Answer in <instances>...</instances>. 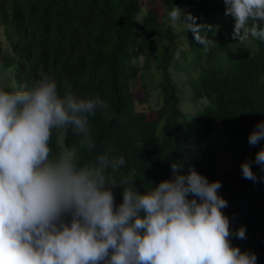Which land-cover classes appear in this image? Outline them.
<instances>
[{
  "label": "trees",
  "instance_id": "1",
  "mask_svg": "<svg viewBox=\"0 0 264 264\" xmlns=\"http://www.w3.org/2000/svg\"><path fill=\"white\" fill-rule=\"evenodd\" d=\"M175 6H190L197 23L211 27L205 35L214 42L207 52L190 31L184 30L183 43L176 41L165 17ZM233 24V18L225 16L223 0H0V37L12 54L3 56L0 47V63H14L12 75L20 87L43 72L53 77L61 95L70 91L79 98L99 96L108 104L111 118L100 111L88 117L95 143L91 152L80 147L81 137L70 127L53 129L50 158L70 149L82 166L105 153L110 159L122 156V167L106 169L108 181L132 176L140 191L168 179L176 158L183 173L193 168L209 181L221 182L218 193L228 202L222 212L230 231L246 228L245 240L230 236V243L242 252H254L256 264H264V180L255 163L258 182L243 179L240 171L241 162L254 161L264 147V141L248 143L250 131L264 121V40L250 36L238 44L231 35ZM138 56L150 58L160 73L158 105L150 108L151 118L133 105L130 84L138 83L139 67L133 63ZM178 71L192 79L193 103L206 100L194 115V131L179 122L182 112L173 79ZM142 86L143 101L137 102L147 99ZM0 90L10 91L3 85ZM215 122L227 129L222 149L230 170L218 171L205 145ZM158 123L161 136L154 144ZM112 191L119 205L123 188L118 184Z\"/></svg>",
  "mask_w": 264,
  "mask_h": 264
},
{
  "label": "clouds",
  "instance_id": "2",
  "mask_svg": "<svg viewBox=\"0 0 264 264\" xmlns=\"http://www.w3.org/2000/svg\"><path fill=\"white\" fill-rule=\"evenodd\" d=\"M223 3L238 44L250 36L264 40V0ZM167 15L208 51L209 25L178 6ZM108 107L99 96L59 94L43 72L18 90H0V264H256L254 252L230 243V236L245 240L246 228L230 231L219 180L193 168L183 173L172 161L170 179L140 191L132 176L108 181L106 169L122 167V156L105 153L82 166L71 151L50 158L53 129L70 127L91 152L88 117L100 111L111 118ZM261 141L264 121L248 134L250 146ZM253 163L264 180V147L240 164L242 178L256 183ZM118 184L122 202L116 205Z\"/></svg>",
  "mask_w": 264,
  "mask_h": 264
},
{
  "label": "rangeland",
  "instance_id": "3",
  "mask_svg": "<svg viewBox=\"0 0 264 264\" xmlns=\"http://www.w3.org/2000/svg\"><path fill=\"white\" fill-rule=\"evenodd\" d=\"M141 3L144 5L143 1H141ZM188 7L190 6H184L180 8L192 13V10H190V8ZM167 13H165L166 14L165 17L168 23L171 24V21L169 20ZM173 28L176 31V39H177L176 41H178L179 44L183 43L185 40L183 26L177 25V26H173ZM0 47H1V54L3 56L10 57L12 55L4 37L2 38L0 37ZM133 63L139 67L137 72L138 73L137 85L135 86L134 82L130 84L132 94L135 100L133 105L136 110L144 111L146 116L148 118H151L154 115V112L151 111L150 108H154L158 105V100L156 98L157 90L155 89V86L157 80L160 78V73L157 70H155L150 58L145 60L144 57L138 56L136 60H133ZM1 64L2 62L0 63V65ZM13 70H14V63L9 64L8 66H4V67L2 66L0 68V85L9 88V90H18L20 89V86L17 85L15 80L13 79V75H12ZM173 79L177 87L179 106L182 112V116L179 119L181 127L188 131H194V125H195L194 115L195 113L200 111L201 107L204 105V103H206V100L205 98H200L197 100L198 101L197 103H193L194 101L190 99V95H191L190 82L192 81V79L188 76L187 72L178 71L174 73ZM142 82L147 92V97H146L147 99L144 102H137V101H143L141 99V95L143 94ZM160 126H161L160 123H158L156 126L155 136L153 140L154 144L159 143L161 136ZM226 135H227V129L215 122L213 124L212 132L207 135L205 141V145L212 151L215 157V167L218 171L230 170L232 168L231 162L225 156L224 151L222 149V145L226 140ZM65 151H70V149L68 150L63 149L62 152ZM172 161H179V160L175 158ZM171 177H172V172H171V164H170L168 179H170Z\"/></svg>",
  "mask_w": 264,
  "mask_h": 264
}]
</instances>
